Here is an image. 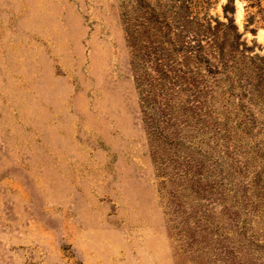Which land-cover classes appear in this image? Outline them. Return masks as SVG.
Wrapping results in <instances>:
<instances>
[{
    "label": "rangeland",
    "instance_id": "rangeland-1",
    "mask_svg": "<svg viewBox=\"0 0 264 264\" xmlns=\"http://www.w3.org/2000/svg\"><path fill=\"white\" fill-rule=\"evenodd\" d=\"M206 1L226 21L227 0ZM234 4L264 56V21L246 31ZM138 15L139 0H0V264H264L230 225L195 226L191 207L214 223L221 208L153 164L125 32ZM253 134L264 144V122Z\"/></svg>",
    "mask_w": 264,
    "mask_h": 264
},
{
    "label": "trees",
    "instance_id": "trees-1",
    "mask_svg": "<svg viewBox=\"0 0 264 264\" xmlns=\"http://www.w3.org/2000/svg\"><path fill=\"white\" fill-rule=\"evenodd\" d=\"M244 1L245 30L254 33L256 17L264 21V0ZM206 6V0H139V22L125 32L141 121L160 176L169 175L194 201L221 208L214 223L211 211L191 207L185 213L195 226L202 222L218 234L230 225L237 245L249 243L264 256V244H257L264 232V144L251 142L264 122V56L251 55L234 0L222 7L226 21ZM173 190L181 207L185 196Z\"/></svg>",
    "mask_w": 264,
    "mask_h": 264
}]
</instances>
